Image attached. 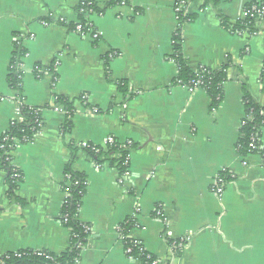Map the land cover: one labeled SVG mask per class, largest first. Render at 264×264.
Here are the masks:
<instances>
[{
  "label": "crops",
  "instance_id": "1",
  "mask_svg": "<svg viewBox=\"0 0 264 264\" xmlns=\"http://www.w3.org/2000/svg\"><path fill=\"white\" fill-rule=\"evenodd\" d=\"M85 1L102 11L88 16L96 41L70 28ZM113 1L0 0V139L18 115V95L7 82L17 46L25 54L21 97L44 108L41 132L12 154L21 205L10 202L0 172V256L69 250L61 184L74 156L72 171L86 179L78 220L90 229L76 264H140L125 254L118 229L126 222L127 237L159 262L170 260L171 243L184 241L172 264H264V127L261 152L242 156L237 146L246 117L241 86L264 108V21L250 31L254 36L222 23L235 25L247 5L264 0H214L215 6L188 0L186 14L194 19L181 26L174 11L179 0L105 8ZM178 31L192 72L228 66L215 109L204 90L174 84ZM38 66L53 72L37 75ZM122 82L126 95L117 91ZM54 97L73 102L69 132L62 129L66 113L52 108ZM107 138L134 146L122 182L114 166L97 167L79 149L103 147ZM221 173L227 185L218 198L211 187Z\"/></svg>",
  "mask_w": 264,
  "mask_h": 264
},
{
  "label": "trees",
  "instance_id": "2",
  "mask_svg": "<svg viewBox=\"0 0 264 264\" xmlns=\"http://www.w3.org/2000/svg\"><path fill=\"white\" fill-rule=\"evenodd\" d=\"M184 1L185 6L178 14L179 26L192 22L194 19L193 16L186 14L188 0ZM126 3V0H114L107 4L105 8L111 7L112 5H122ZM208 5L215 6L216 1L204 0V6ZM250 7L251 4L247 5L244 8V11L246 12ZM101 12L102 11L96 8L94 3L89 1L82 2L76 10L78 23L70 28L79 26L83 31L89 29L91 23L88 20V16ZM262 21H264V15L255 16L253 18L246 17L240 19L235 25L230 26L224 19H222V23L227 26V28L237 32L245 29L253 31L255 30V24ZM173 43L171 58L178 69L177 75L174 78V84L193 88L194 84L197 83L198 88L204 90L209 97L211 108H217L223 98V86L227 81L226 71L228 66L224 65L220 69L214 71L200 68L198 71L192 72L182 55L181 36L179 31L173 37ZM24 55V51L21 50V48L18 46L15 47L10 66L14 65V67H16V64L20 63L19 61H21ZM110 58H112V56H110ZM104 60V65L107 70L108 60L106 57ZM37 69H43L49 73L53 72L51 66L49 68H41L38 66ZM9 73L7 82L9 88L15 91L18 95L19 111L22 120L20 122H13L0 139V172L5 174V183L10 202L21 205L22 203L14 196L17 184L21 181V173L11 165L13 158L12 154L17 146L32 143L41 132L44 125L42 119V111L44 108H36L26 105L21 97L20 74H17L14 68H11ZM36 74L38 75L39 73ZM53 76L55 77L54 73ZM117 87L119 94L126 95L127 89L125 83H118ZM241 91L243 93L246 117L240 129L237 146L238 152L244 156L250 152L248 146L252 142V139L257 146V149L254 152H261L259 141L264 127V108L254 102L246 85L241 86ZM52 108L61 109L66 113L67 119L62 129L64 132H69L72 127L71 118L74 114L73 102L67 98L54 97ZM79 149L83 150L92 159L95 165L102 166L104 163H109L110 166H114L121 179L125 173H128L129 154L134 150V146L131 145L124 149L122 145L114 140L112 145L106 144L103 147H98L88 144L85 148ZM76 151L77 149H73V154ZM73 159L74 156L65 168V177L61 184V191L68 197L61 208L60 222L70 232L69 250L61 255H53L45 251H23L15 254H4L0 256L2 264H76L79 259V251L86 244L90 233L85 231L88 227L81 224L78 220L80 206L85 194L86 179L83 175L72 171L71 163ZM129 223L130 222H126V224L120 227L125 235L128 232V228H130ZM125 244L128 247L132 246L131 257L132 259L137 260L140 264H160L155 257L145 251L141 244L131 242L130 240H126ZM177 255H179V253H177Z\"/></svg>",
  "mask_w": 264,
  "mask_h": 264
},
{
  "label": "built area",
  "instance_id": "3",
  "mask_svg": "<svg viewBox=\"0 0 264 264\" xmlns=\"http://www.w3.org/2000/svg\"><path fill=\"white\" fill-rule=\"evenodd\" d=\"M185 6V1L184 0H179L177 1V3L175 4V7H174V11H175V15H176V18L178 20V14L181 12V9ZM264 15V5L263 4H256V3H253L251 4V7L249 8V10H247L246 12L242 11V14H241V19L242 18H246V17H250V18H253L255 16H262ZM59 23L61 24H64V21L63 19H60L59 20ZM43 26H47L48 25V22H42L41 23ZM257 24V23H256ZM73 32L77 33L78 35L80 36H83V37H89L91 40L93 41H96L99 39L100 35L99 33L95 32L92 28V26L87 29V30H82L79 26H75L73 28ZM233 33L239 35V36H244V35H256V32H250L248 29H245V30H242V31H233ZM56 66V64L54 65V67ZM11 68H14V70L16 71L17 74H20L21 73V62L20 63H17L16 64V67L13 66H10V69ZM42 71L41 70H38L37 68H35V73H41ZM45 72H48V71H45ZM42 74V73H41ZM55 79V78H54ZM191 90L193 89H199L198 88V84H194L193 88H190ZM22 119H21V115H20V111L18 109V115H17V120L16 122H20ZM254 140L252 139V142L249 144L248 146V149H249V153H252L254 152L256 149H257V146L255 145V143L253 142ZM114 143V139L113 138H107L104 146L106 144H109V145H112ZM87 145H83L81 146V148H85ZM123 148H127L129 146H131V143H126L125 145H122ZM157 150H161L160 148ZM97 167H99V165H97ZM128 173H125L123 175V177L121 179H119V182H122L126 177H128ZM226 174L225 173H221L219 174L214 182H213V185L211 187V191L218 197V198H221L222 195H223V192L225 190V187L227 185V179H226ZM67 195H66V199H67ZM66 201V200H65ZM86 232H90V229L89 228H86L85 230ZM118 232L120 234V237H121V240L123 241V244H124V250H125V254L132 258L131 257V253H132V246L131 247H128L126 246L125 244V241L126 240H130L127 235H125L123 233V230L119 227L118 229ZM131 242H134V243H138V242H135L133 240H130ZM185 246V242L184 241H181V242H173L170 244V250H171V256H170V260L167 261V262H160V264H172V261L174 259V257L178 256L177 253H180L182 251V249L184 248ZM0 264H2L1 260H0ZM152 264H155V263H152Z\"/></svg>",
  "mask_w": 264,
  "mask_h": 264
}]
</instances>
